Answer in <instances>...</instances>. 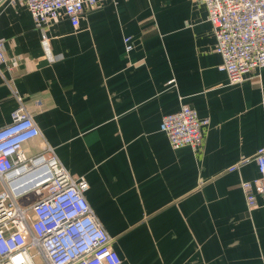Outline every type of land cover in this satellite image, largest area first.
<instances>
[{"label":"crops","instance_id":"obj_1","mask_svg":"<svg viewBox=\"0 0 264 264\" xmlns=\"http://www.w3.org/2000/svg\"><path fill=\"white\" fill-rule=\"evenodd\" d=\"M2 9L0 128L21 102L41 132L24 149L86 179L122 264H264V195L251 209L242 188L259 177L264 68L229 83L203 0H103L46 29L55 60L25 7ZM186 103L209 120L199 150L160 131Z\"/></svg>","mask_w":264,"mask_h":264},{"label":"built area","instance_id":"obj_2","mask_svg":"<svg viewBox=\"0 0 264 264\" xmlns=\"http://www.w3.org/2000/svg\"><path fill=\"white\" fill-rule=\"evenodd\" d=\"M103 0H0L25 7L42 31L43 47L50 60L46 29L60 18L78 28L87 9ZM215 38V53L232 86L241 84L252 70L264 68V0H203ZM130 53L131 38L124 40ZM5 63L0 39V67ZM201 120L189 104L163 117L160 131L174 150H199L205 139ZM41 138V132L20 102L11 122L0 128V264H122L112 248V238L89 206L85 178H74L60 162L54 148L30 155L25 144ZM259 177L242 184L249 208L264 195V146L253 159ZM26 199L23 204L21 200Z\"/></svg>","mask_w":264,"mask_h":264},{"label":"rangeland","instance_id":"obj_3","mask_svg":"<svg viewBox=\"0 0 264 264\" xmlns=\"http://www.w3.org/2000/svg\"><path fill=\"white\" fill-rule=\"evenodd\" d=\"M2 192H3V191H2V187L0 186V193H2ZM25 201H26V199L21 200L20 203L23 204V202H25Z\"/></svg>","mask_w":264,"mask_h":264}]
</instances>
